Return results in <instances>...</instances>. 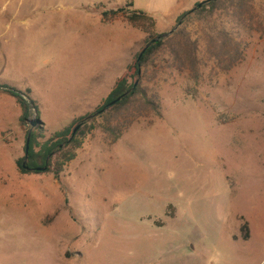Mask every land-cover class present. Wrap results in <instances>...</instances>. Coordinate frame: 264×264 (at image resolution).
Masks as SVG:
<instances>
[{"label": "rangeland", "instance_id": "rangeland-1", "mask_svg": "<svg viewBox=\"0 0 264 264\" xmlns=\"http://www.w3.org/2000/svg\"><path fill=\"white\" fill-rule=\"evenodd\" d=\"M129 1L0 0V85L30 90L47 138L101 106L144 47L140 28L101 14ZM133 1L164 34L207 0ZM250 42L199 83L166 67L162 117L115 144L96 131L59 179L20 173L29 124L3 134L0 264H264V37Z\"/></svg>", "mask_w": 264, "mask_h": 264}, {"label": "trees", "instance_id": "trees-1", "mask_svg": "<svg viewBox=\"0 0 264 264\" xmlns=\"http://www.w3.org/2000/svg\"><path fill=\"white\" fill-rule=\"evenodd\" d=\"M134 8L135 3L131 0L124 8L102 11L101 14L105 22L122 17L140 28L147 34L144 47L94 112L75 119L49 138L43 127L28 131L26 144L31 136L28 161L25 164L26 146L25 156L17 161L21 174L54 173L59 179L64 167L76 159L77 151L96 131L100 130L106 141L115 144L139 120L162 117L161 97L155 86L166 67L187 73L192 81L199 83L206 69L229 73L240 66L251 47L252 33L264 37V13L258 10L255 0H207L197 3L193 10L178 18L173 30L182 22L181 27L173 33L164 34L156 32L157 21L153 17ZM195 23L201 27L200 39H195L190 31ZM143 51V57L138 61ZM0 92L17 99L22 109L21 123L29 124L33 113L40 118L39 106L31 99L30 90L24 92L12 85L2 84ZM113 102L116 103L111 105ZM79 125L81 128L74 136V130ZM43 168L46 170H39ZM245 229L248 230V224H245Z\"/></svg>", "mask_w": 264, "mask_h": 264}, {"label": "crops", "instance_id": "crops-1", "mask_svg": "<svg viewBox=\"0 0 264 264\" xmlns=\"http://www.w3.org/2000/svg\"><path fill=\"white\" fill-rule=\"evenodd\" d=\"M0 104L3 105H0V110H2L0 113V139H3V134L9 131H18L21 128L23 124L21 123L22 109L16 98L4 92H0Z\"/></svg>", "mask_w": 264, "mask_h": 264}, {"label": "water", "instance_id": "water-1", "mask_svg": "<svg viewBox=\"0 0 264 264\" xmlns=\"http://www.w3.org/2000/svg\"><path fill=\"white\" fill-rule=\"evenodd\" d=\"M200 6H202V4L200 5ZM181 25H182V22L178 25V27L175 29V30H173L171 33H173V32H175L179 27H181ZM144 52L145 51H143L141 54H140V56H139V60L138 61H140L141 60V58L143 57V54H144ZM139 83V81L137 82V84ZM116 102H113L111 105H114ZM28 123H29V125L32 127V129L30 130V132H33V130L34 129H36L37 127H41L42 126V121L40 120V119H38V118H34V119H29L28 120ZM81 128V125H79V126H77L76 127V129L74 130V136L77 134V132L79 131V129ZM30 143H31V136H29V138H28V140H27V144H26V162H25V164L27 163V161H28V158H29V155H30ZM53 155H55V152L51 155V157L53 156ZM50 157V158H51ZM49 158V159H50ZM49 162V161H48ZM26 168H27V166L26 165H24ZM39 170H46V168H43V169H39Z\"/></svg>", "mask_w": 264, "mask_h": 264}]
</instances>
